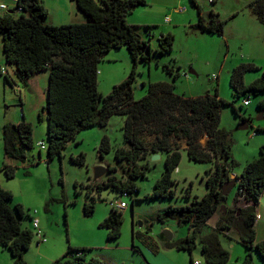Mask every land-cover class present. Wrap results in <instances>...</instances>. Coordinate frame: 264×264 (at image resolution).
<instances>
[{
  "label": "trees",
  "instance_id": "1",
  "mask_svg": "<svg viewBox=\"0 0 264 264\" xmlns=\"http://www.w3.org/2000/svg\"><path fill=\"white\" fill-rule=\"evenodd\" d=\"M191 1L197 6L196 0ZM75 2L85 16L83 22L49 24L46 22L47 9L39 0H15L14 7L0 9L3 57L5 63L13 69L14 76L26 85L28 78L34 74L43 71L48 74L46 103L41 108L47 125L46 143L41 141L46 145L48 158L60 156L67 143L73 140L81 129L91 126L104 127L111 116H123V145L115 150L114 158L117 163L125 164L129 172L124 180H116L114 176H108L106 181L93 180L87 185L86 198L94 200V191L108 188L117 190L121 195L139 191L133 180L144 178L145 170L148 169V162L140 161L154 153L164 155V170L154 182L152 191L145 197L172 198L175 196L172 174L180 163L182 148L173 145L171 139L184 141V149L190 160L211 165L205 178L208 190L201 198L195 197L188 204L169 205L160 209L150 219L163 223L166 218H171L188 226L189 232L182 238L168 241L162 232L157 234V237L166 248L187 251L189 264H193L191 254L198 241L202 242L200 255L206 264H226L229 252L218 244H204L200 235L208 219L225 202L227 197L222 195L221 186L231 180L229 174L236 164L231 150L230 133L219 127L221 108L231 106L234 113L240 116V121H246V118L239 114L234 102L236 99L241 100L239 107L245 109L247 105L243 100L248 99L250 94L260 93L263 98L258 101L257 106L264 109V70L259 77L246 84L244 74L260 70V66L245 62L234 67L229 81L232 101L222 99L217 93L186 97L175 93V85L169 81L149 82L146 94L134 100L133 83L137 63L149 62L151 51L158 55L171 52L174 34L170 31L160 34L156 39L155 49L151 50L149 42L135 31L134 25L127 22L126 16L137 6L145 5L146 0ZM248 7L264 27V0H251ZM224 22L213 9L209 11V17L206 19L198 7L195 27L222 34ZM145 30L148 38L153 36L151 26L146 25ZM122 46L128 49L133 66L125 79L103 95L97 88L98 63L109 50ZM144 48L147 49V54L143 52ZM163 67L173 79L180 75L179 71L174 70L175 62ZM7 71L3 76L11 83L13 78L8 69ZM39 118L42 119L41 114ZM256 130L264 131V127H257ZM143 135L153 136L152 142L147 145ZM203 137H206L205 144L200 142ZM2 141L6 161H3L0 173L4 172L9 179L15 174V167L11 162H24L27 159V150L33 148L31 123L22 119L17 123L4 124ZM107 151L109 140L104 136L98 147L100 158H103V153ZM70 159L74 164H84L82 153ZM111 171L116 169L109 167L108 172ZM236 180L235 197L243 196L252 201L245 209H240L237 217L242 219L239 239L246 251L239 264H254V252L264 261V239L256 241L253 226L257 213L255 204L264 190V146L260 148L258 157L245 163L241 172L236 175ZM239 189H242L244 194H241ZM93 210L94 205L85 201L84 215H91ZM230 212L231 210L227 209V213ZM227 213L221 218L226 217L228 221ZM25 216L32 219L22 204L13 203L12 192L0 184V247H6L10 251L15 264H26L22 254L29 248L33 238L30 229L21 227V219ZM122 222V211L112 206L101 223V226L108 230L109 240L118 239ZM221 224L219 221L217 226L221 227ZM224 227L225 225L222 226ZM41 233L45 238L42 230ZM134 235L138 237L141 234L136 232ZM89 251L91 248L68 246L66 252L51 264H103L97 257H88Z\"/></svg>",
  "mask_w": 264,
  "mask_h": 264
},
{
  "label": "rangeland",
  "instance_id": "2",
  "mask_svg": "<svg viewBox=\"0 0 264 264\" xmlns=\"http://www.w3.org/2000/svg\"><path fill=\"white\" fill-rule=\"evenodd\" d=\"M43 1L47 5L46 8H50L49 16L52 17L58 13L71 15L75 6L74 3L72 6L71 0ZM250 1L196 0L197 6H195L191 0H146L145 5L134 8L126 16V20L135 26V31L143 39L149 42L151 50L156 47L157 37L167 31L174 34V43L171 52L158 55L151 51L149 62L137 63L133 99L138 100L146 94L149 82L169 81L174 83L175 93L186 97L217 93L222 99L232 101L229 81L234 67L245 62H253L260 66V70L248 71L244 74L246 84L259 77L264 70V27L249 10ZM1 3L7 8H12L15 0H0ZM198 7L205 14L206 19L211 9L219 13V17L225 21L222 34L195 27ZM146 25L151 26L153 32L150 38L146 35ZM143 52L147 54V49L144 48ZM172 62H175L174 70L180 73L176 79H173L163 67ZM0 66L6 67L13 78L10 83L3 74L0 75V168L3 161H6L2 126L25 119L31 123L33 130V148L27 150V159L24 162H11L15 167L14 177L8 179L4 172L0 173L3 188L13 194V203L22 204L32 218L25 216L21 219V227L30 229L33 233L29 248L22 254L26 264H51L66 252L68 246L96 247L97 255L104 259L105 256L101 252H106L110 247H120L122 249L116 251L118 255L114 258L117 263L124 261L127 264H189L188 252L166 248L157 237V233L168 229H162L163 225L171 228L175 234H179L178 238L186 235L188 227L177 224L173 219L161 224L151 220L150 217L153 216L158 204L165 205L164 208L168 205H184V202H188L185 197L188 189L193 195L201 196L205 188V172L211 165L190 160L186 151L181 150L180 163L172 174L175 181L172 186L175 196L166 199L170 204L145 197L152 191L154 182L164 170V157L152 159L151 155L140 161L148 162L145 177L133 180L139 191L134 190L131 194L121 195L117 190L108 188L99 192L94 191L92 193L94 200L86 198L87 185L94 180L92 175L94 166L101 164L107 167L106 173L97 181H106L108 176H114L116 180H124L129 172L125 164L117 163L114 158L115 150L123 145L121 128L124 117L113 115L104 127L91 126L81 129L75 138L67 143L60 156L55 155L49 159L46 149H40L37 145L41 140L46 143L47 125L41 108L46 103L48 77H45L43 71L34 74L29 80V85L19 81L14 76L13 69L4 61L1 37ZM132 66L133 61L126 46L109 50L98 63V91L103 95L107 94L115 84L129 75ZM176 66L180 68L177 69ZM189 71H193L194 74H189ZM262 98L263 94H250L248 98L250 104L245 109L239 107L241 100L236 99L234 102L239 114L247 120L245 121L248 124L247 129L241 128L240 116L234 113L231 106L221 108L219 127L229 132L232 139L231 150L236 161L233 173L239 174L247 161L258 157L260 148L264 145L259 142L264 141V131L256 130V125H263L264 120L255 119L260 113L257 103ZM39 114L42 116L41 120ZM104 136L109 140V151L104 152L103 158H100L98 147ZM143 138L147 145L153 140V136L149 135H143ZM171 140L175 146L178 145L180 148L185 146L182 140L174 138ZM205 141L206 137L200 140L202 144H205ZM80 153L84 154V164L81 166L74 164L70 159ZM109 167L115 168L116 171L108 172ZM235 191L236 188L230 192L225 204L232 205ZM119 199L127 203V208L122 211L121 234L118 239L109 240L108 230L102 227L101 223L111 211L112 202ZM85 201L94 205L93 213L89 216L83 213ZM262 205L261 208L264 209V204ZM238 207V210L243 209L240 205ZM238 207L230 208L231 212L227 213V207L222 205L220 212L210 219V223H207L202 233L214 229L218 216L226 213L234 215ZM256 212L261 214L264 226V211L259 209ZM33 219L37 220L40 230L44 233L45 242H38L32 226ZM168 230L172 233L170 229ZM136 232H140L141 235L135 236ZM255 233L258 237L264 235L260 227L256 228ZM229 236L230 240L220 235L222 246L229 252L226 264L239 263L246 253L245 247L237 233H231ZM200 248L201 243L198 241L192 257L200 260L201 264H206L200 256ZM146 253L152 256V262L146 258ZM253 256H255L254 264H264L255 252ZM0 264H15L10 251L3 246L0 247Z\"/></svg>",
  "mask_w": 264,
  "mask_h": 264
},
{
  "label": "crops",
  "instance_id": "3",
  "mask_svg": "<svg viewBox=\"0 0 264 264\" xmlns=\"http://www.w3.org/2000/svg\"><path fill=\"white\" fill-rule=\"evenodd\" d=\"M43 5H44V7L46 8V3H45V1H43V0H39ZM71 2H72V6H73V3H74V5L75 6H73V12H72V14L71 15H69L68 13H66V14H63V13H58L55 17H52V16H49L50 15V8H46L47 9V12H48V14H47V17H46V22L47 23H49V24H53V25H58V24H62V23H73V22H83V21H85V16H84V14L78 9V7H77V5H76V2H75V0H71ZM46 5V6H45ZM17 11H20V10H17ZM203 14V13H202ZM48 17H51L50 19L48 18ZM99 72V71H98ZM43 73H45V77L47 78L48 77V74H47V72L46 71H44ZM34 76V75H33ZM31 79V77L30 78H28V80H27V85H29V80ZM244 81H245V77H244ZM250 104V103H249ZM262 109H260V111H261ZM43 114H45V112L43 113ZM247 121V120H246ZM247 123V122H246ZM250 123V122H249ZM256 127H264V124L263 125H261V124H258V125H256ZM259 142H261V143H264V141H259ZM264 146V145H263ZM185 148V146L181 149V150H185L184 149ZM148 156H150V155H148ZM164 157V155H162V154H160V159H162L163 157ZM181 157H182V155H181ZM210 169V168H209ZM175 171V170H174ZM206 173V172H205ZM238 173H233V171H231L230 172V174H229V176L231 177H235L236 175H237ZM207 176V175H206ZM206 176L204 177V178H206ZM173 177V176H172ZM203 178V179H204ZM231 179V178H230ZM205 180V179H204ZM0 184H1V186L2 187H4L3 186V184H2V182H1V179H0ZM153 189V188H152ZM207 190H208V188H207V186H206V184H205V188L203 189V191H202V195L204 194V193H206L207 192ZM191 191L188 189V191H187V193L185 194V197H187V199H188V202L186 201V202H184L183 204L185 205V204H188V203H190V201L193 199V198H195V197H197V198H200L201 196H197L196 194L195 195H193L192 193H190ZM239 198V201H238V205H240V206H242L244 209L247 207V205L248 204H251L252 203V201L250 200V199H246L245 197H238ZM166 199H168V198H153V199H151V200H161V201H166ZM241 202H244L242 205L240 204ZM164 203H169V202H164ZM170 204V203H169ZM262 204H264V190H263V193H262V195L260 196V198H259V200H258V202L255 204V208H257L256 210L258 211L259 209H261V210H263L264 211V209L263 208H261V206L263 207V205ZM222 205H224L225 207H227V209H234L233 208V206L232 205H227V204H225V202L224 203H222L221 205H220V207H219V209H218V211H216L209 219H208V221H207V223H210L209 221H210V219L217 213V212H220V210H221V208H222ZM227 205V206H226ZM245 205V206H244ZM164 206L165 205H161V204H158L156 207H155V209H154V213H153V215L154 214H156L157 213V211L158 210H160V209H163L164 208ZM169 206V205H168ZM173 206H175V205H173ZM178 206H181V205H178ZM127 208V207H126ZM166 208V207H165ZM239 209V207L236 209V211H235V213H234V215H229L228 216V221H227V219H226V217L224 218V219H222L221 217H222V214L220 215V216H218V221H217V223L220 221V223L222 222V224H221V227H218L217 226V224H216V226L214 227V229H210V230H208V231H206V232H204V233H202V231H203V229H202V231H201V233H200V235H201V239H202V241H203V243L204 244H206V245H208V244H211V245H219L221 248H223V249H226V248H224L223 246H222V244H221V240H220V235L221 236H224V237H226L228 240H230L231 239V237L229 236V234H231V233H237V236L239 237L240 236V234H241V229H242V219L240 220V219H237V217H238V215H239V212H240V210H238ZM242 209V208H241ZM225 215V214H224ZM257 216H259V217H257ZM261 218H262V216H261V214H259V213H256V216H255V221H254V229L256 230V228H258V227H260V228H262V230H263V232H264V226H263V222L261 221ZM169 219H171V218H166L165 219V221L163 222L164 224H166V222H167V220H169ZM174 221H176L177 222V224H184V225H186L185 223H180V222H178L176 219H173ZM231 220V221H230ZM259 220V221H258ZM157 222H159V221H157ZM161 224H163L162 222H160ZM225 225V227L224 228H222V226H224ZM187 226V225H186ZM188 227V226H187ZM163 228H168V229H170L171 231H172V229L171 228H169V227H167L166 225H163L162 226V229ZM162 232V231H161ZM189 232V229L187 230V232H186V234ZM160 233V232H159ZM159 233H157V234H159ZM178 235L179 234H175L173 231H172V239H174L175 240V238H177V239H179V238H182V237H179L178 238ZM184 237V236H183ZM256 241H260V240H262V239H264V235L262 236V237H258L257 235H256ZM202 243V242H201ZM133 244H134V239H133ZM85 247H87V248H91V251H89L88 252V257H97V258H99L100 260H101V262L102 263H104V264H127V263H125L124 261H119V263H117V261L114 259V258H117V255H118V253H116V251L117 250H121L122 248H120V247H110V248H108V250L106 251V252H101V253H103L104 254V256H105V259L103 258V257H101V256H99V255H97V253L98 252H96V247H90V246H85ZM106 247H109V246H106ZM227 250V249H226ZM182 251H184V250H182ZM187 252V251H186ZM246 252V251H245ZM189 254V253H188ZM191 256H192V254H191ZM201 256V258H203L202 257V255H200ZM107 257V258H106ZM255 257V256H254ZM146 258L148 259V260H150L151 261V259H152V256H150L148 253H146ZM192 259H193V257H192ZM242 259V258H241ZM241 259H240V261H241ZM193 260H195V259H193ZM196 260H198V259H196ZM240 261H239V263H240ZM152 262V261H151ZM189 263H190V261H189ZM239 263H233V264H239Z\"/></svg>",
  "mask_w": 264,
  "mask_h": 264
},
{
  "label": "water",
  "instance_id": "4",
  "mask_svg": "<svg viewBox=\"0 0 264 264\" xmlns=\"http://www.w3.org/2000/svg\"><path fill=\"white\" fill-rule=\"evenodd\" d=\"M189 74H194L193 71H189ZM256 120H264V109H262L260 111V113L255 117ZM241 128L247 129L248 128V124L245 121L241 122ZM152 159H159L160 158V154L158 153H154L151 155ZM107 171V167L104 165H97L93 167V179L94 180H98L101 176H103ZM235 187V181L234 180H229L228 182H225L222 186H221V193L224 197H227L230 192L233 190V188ZM162 234L164 236V238L168 241L172 240V233L168 230V229H164L162 231Z\"/></svg>",
  "mask_w": 264,
  "mask_h": 264
},
{
  "label": "built area",
  "instance_id": "5",
  "mask_svg": "<svg viewBox=\"0 0 264 264\" xmlns=\"http://www.w3.org/2000/svg\"><path fill=\"white\" fill-rule=\"evenodd\" d=\"M0 9H2V10H5V9H7V6L5 5V4H3V3H1L0 4ZM7 69L5 68V67H3V66H1L0 67V73L1 74H7ZM243 103L245 104V105H248L250 102H249V99H244L243 100ZM38 146H39V148L40 149H46V145H45V143L44 142H42V141H39L38 142ZM233 180H235V182L237 183V180H236V176L235 177H233L232 178ZM239 192L241 193V194H244V193H242L243 191H242V189H239ZM124 195L125 194H127V193H123ZM128 195V194H127ZM112 205H113V207L116 209V210H119V211H123L124 209H126V207H127V203L125 202V201H123V200H121V199H119V200H117V201H115V202H112ZM257 217H259V216H257ZM32 226H33V229L35 230V234H36V236H37V239H38V242H45V238L42 236V233H41V230H40V228H39V225H38V222H37V220H33L32 221ZM193 264H201V262H200V260H194L193 261Z\"/></svg>",
  "mask_w": 264,
  "mask_h": 264
},
{
  "label": "flooded vegetation",
  "instance_id": "6",
  "mask_svg": "<svg viewBox=\"0 0 264 264\" xmlns=\"http://www.w3.org/2000/svg\"><path fill=\"white\" fill-rule=\"evenodd\" d=\"M235 181V180H234ZM237 183L235 182V185H236ZM235 188V187H234ZM233 188V189H234ZM228 197V196H227ZM236 197H235V195L234 196H232V201L233 202H231L232 203V206H233V208H236V207H238L239 205L237 204L238 203V201H239V198H236L238 201H236V199H235ZM226 200H227V198H226ZM226 200H225V202H226Z\"/></svg>",
  "mask_w": 264,
  "mask_h": 264
},
{
  "label": "clouds",
  "instance_id": "7",
  "mask_svg": "<svg viewBox=\"0 0 264 264\" xmlns=\"http://www.w3.org/2000/svg\"><path fill=\"white\" fill-rule=\"evenodd\" d=\"M231 180H233V179H231Z\"/></svg>",
  "mask_w": 264,
  "mask_h": 264
}]
</instances>
